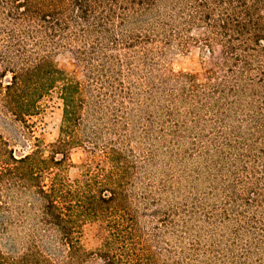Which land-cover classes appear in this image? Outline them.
Returning <instances> with one entry per match:
<instances>
[{
    "label": "trees",
    "instance_id": "16d2710c",
    "mask_svg": "<svg viewBox=\"0 0 264 264\" xmlns=\"http://www.w3.org/2000/svg\"><path fill=\"white\" fill-rule=\"evenodd\" d=\"M195 41L204 69L166 72ZM105 93L124 109L145 95L168 125L169 141L143 132L184 162L168 188L131 174L137 158L115 142L102 167L67 178L68 151L86 143L65 128ZM53 99L62 125L44 144L37 117ZM26 182L36 204L12 206ZM26 207L29 226L15 221ZM86 224L102 232L93 250ZM94 262L264 264V0H0V264Z\"/></svg>",
    "mask_w": 264,
    "mask_h": 264
},
{
    "label": "rangeland",
    "instance_id": "374dc122",
    "mask_svg": "<svg viewBox=\"0 0 264 264\" xmlns=\"http://www.w3.org/2000/svg\"><path fill=\"white\" fill-rule=\"evenodd\" d=\"M203 33V31L199 34L193 32L192 36L202 37ZM196 41L190 44L184 52H178L170 56L166 66V72L198 73L204 69L206 59L201 58L202 54L199 48L201 43H196ZM213 48L214 56H217L219 47L214 46ZM59 62L61 67L65 68L66 71L75 72L77 76H80L79 70L69 56H63ZM100 97L99 102L102 101L100 109L89 106L87 113L82 115L81 121H78L75 125H67V128H65L67 134L75 136L78 141L81 140V144L83 142L86 143L85 148L75 145L68 151V157L73 167H70L66 171L67 178L70 180L77 179L81 174H86L87 171L92 173L95 166L102 167V148L115 142L114 146L123 150L125 155H130L129 150H131L132 159L137 158L134 160L133 165L135 167L138 165L141 170L139 168L137 170L136 168V171L131 174H140L145 182L151 180L154 183H158L160 180H163L165 182V188H168L173 177L176 174H180V171L177 170L178 168H183L184 162L178 165L173 159L161 154L158 145L164 139L161 138L159 143L154 140L153 143L151 142L152 137H155L159 130L162 133L165 132L166 136L163 137L165 140H170L168 137L170 129H168L166 122L158 115L156 117V114L152 110V105L148 106L149 102L145 100L146 96L143 94H136L134 100L139 102L136 104H127V109L119 105L117 98L110 96L109 93L102 94ZM88 100L90 101V98ZM91 101L95 103L94 98ZM62 115L60 102L53 99L44 112L37 117L39 129L36 134L44 144L52 143L56 140L62 125ZM90 129L93 130V139L88 138ZM145 129H150L152 133L150 137L151 141L146 140L147 138L143 136V132L147 131ZM25 139L26 142H29L28 136ZM25 139L20 138V140H15L17 142L15 145L19 146L20 142ZM146 142L152 143V152L151 157L142 163L138 160L139 155H141L139 152H142V149L143 151L145 150ZM208 165H210L209 162ZM33 190L29 188L28 182H26V195L22 196L17 189H10L9 195L12 196L10 204L18 207L25 205L33 206L36 204V197L33 195ZM15 221L22 223L24 226L26 224L29 226L33 222V216L32 214L31 216L29 215V210L26 207V217H18ZM101 233L97 224H86L83 227V243L88 250H93ZM92 264H97V262Z\"/></svg>",
    "mask_w": 264,
    "mask_h": 264
}]
</instances>
